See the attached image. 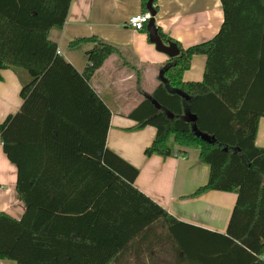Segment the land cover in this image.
<instances>
[{"label": "trees", "instance_id": "trees-1", "mask_svg": "<svg viewBox=\"0 0 264 264\" xmlns=\"http://www.w3.org/2000/svg\"><path fill=\"white\" fill-rule=\"evenodd\" d=\"M71 1L0 0V72L13 71L21 85V106L0 123V144L25 207L19 220L0 212V260L130 264L135 240L174 219L133 186L137 171L105 147L111 112L89 82L120 49L97 37L75 39L71 48L93 44L80 74L48 39L62 29ZM220 1L218 33L186 49L176 43L179 56L163 69L167 85L126 117L135 130L156 131L146 158L168 157L177 146L198 150L209 174L192 196L236 194L220 237L244 255L243 264H264V148L255 144L264 118V0ZM140 4L141 13L148 4L156 12L155 0ZM194 56L205 57L202 80L185 82ZM185 108L194 124L184 120ZM193 125L214 141L196 137Z\"/></svg>", "mask_w": 264, "mask_h": 264}, {"label": "crops", "instance_id": "crops-1", "mask_svg": "<svg viewBox=\"0 0 264 264\" xmlns=\"http://www.w3.org/2000/svg\"><path fill=\"white\" fill-rule=\"evenodd\" d=\"M154 23L170 42L182 49L211 40L224 21L220 0H155ZM140 0H72L62 29H51L48 39L58 54L78 73L87 66L93 44L75 48V39L97 37L118 49L90 79V86L111 112L106 149L137 171L133 186L174 219L169 228L150 229L135 240L130 264H243L242 253L226 243L236 194L208 191L192 195L208 179L209 168L198 160V150L175 147L168 157L146 158L155 129L135 130L126 115L163 83L161 71L169 58L155 50L146 31L127 26L140 14ZM205 57L194 56L183 75L185 82H200ZM0 123L20 106L21 85L11 70L0 72ZM255 144L264 148V118L259 120ZM129 174V173H128ZM16 168L1 152L0 212L19 220L25 212L16 191ZM245 258V257H244ZM248 260V259H247ZM0 264H15L0 260Z\"/></svg>", "mask_w": 264, "mask_h": 264}, {"label": "water", "instance_id": "water-1", "mask_svg": "<svg viewBox=\"0 0 264 264\" xmlns=\"http://www.w3.org/2000/svg\"><path fill=\"white\" fill-rule=\"evenodd\" d=\"M148 12L150 13L151 15V19L150 21L147 23L145 29H146V32L148 34V40L149 42L154 45L155 47V50L159 53H162L164 54L165 56H167L169 59H174L176 57L179 56V49L176 45V43L174 42H167V43H164L161 38L159 37V34H158V29L157 27L155 26V21H154V17H155V11L152 9L151 7V4H148ZM163 70L161 71V75H163ZM162 82L167 85V82L164 80H162ZM185 100H188V97H185ZM152 104L155 106L156 109H159V105H157V103H155L154 101H152ZM167 114V116L169 118H172V115L168 112H165ZM184 120L189 122V123H192L194 124L196 122V118L194 116H192L188 109L185 108V114H184ZM192 130H193V133L196 137H199L201 138L202 140L206 141V142H213L214 141V138L213 137H209L208 135H205V134H201L200 132L197 131V128L193 125L192 127ZM226 150V149H225Z\"/></svg>", "mask_w": 264, "mask_h": 264}, {"label": "built area", "instance_id": "built-area-1", "mask_svg": "<svg viewBox=\"0 0 264 264\" xmlns=\"http://www.w3.org/2000/svg\"><path fill=\"white\" fill-rule=\"evenodd\" d=\"M151 15L149 12L140 13L130 17L127 21V26L134 31H141L146 27L147 23L150 21ZM264 260V257H261Z\"/></svg>", "mask_w": 264, "mask_h": 264}]
</instances>
